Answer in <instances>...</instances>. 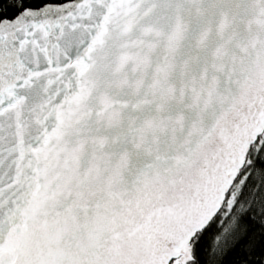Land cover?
I'll return each instance as SVG.
<instances>
[{
	"label": "snow or ice",
	"instance_id": "snow-or-ice-1",
	"mask_svg": "<svg viewBox=\"0 0 264 264\" xmlns=\"http://www.w3.org/2000/svg\"><path fill=\"white\" fill-rule=\"evenodd\" d=\"M7 8L0 264H199L217 222L221 253L264 183V0Z\"/></svg>",
	"mask_w": 264,
	"mask_h": 264
},
{
	"label": "trees",
	"instance_id": "trees-1",
	"mask_svg": "<svg viewBox=\"0 0 264 264\" xmlns=\"http://www.w3.org/2000/svg\"><path fill=\"white\" fill-rule=\"evenodd\" d=\"M241 200L248 203L237 214L235 236H228L223 251L213 255L215 237L222 233L219 223L213 224L197 245L199 264H264V183L258 173L248 179Z\"/></svg>",
	"mask_w": 264,
	"mask_h": 264
},
{
	"label": "water",
	"instance_id": "water-1",
	"mask_svg": "<svg viewBox=\"0 0 264 264\" xmlns=\"http://www.w3.org/2000/svg\"><path fill=\"white\" fill-rule=\"evenodd\" d=\"M10 2L11 0H9V3ZM49 2L60 3V2H66V0H23V3L25 5L31 6L33 10L38 9ZM18 13H19V9L17 8H7L6 10H0V18H3L4 20H9L15 18V16L18 15Z\"/></svg>",
	"mask_w": 264,
	"mask_h": 264
}]
</instances>
